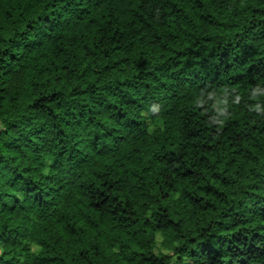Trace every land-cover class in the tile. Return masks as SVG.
I'll list each match as a JSON object with an SVG mask.
<instances>
[{"label": "trees", "instance_id": "16d2710c", "mask_svg": "<svg viewBox=\"0 0 264 264\" xmlns=\"http://www.w3.org/2000/svg\"><path fill=\"white\" fill-rule=\"evenodd\" d=\"M0 264H264V0H0Z\"/></svg>", "mask_w": 264, "mask_h": 264}, {"label": "rangeland", "instance_id": "374dc122", "mask_svg": "<svg viewBox=\"0 0 264 264\" xmlns=\"http://www.w3.org/2000/svg\"><path fill=\"white\" fill-rule=\"evenodd\" d=\"M156 242H157V244L159 245V243H160V237H159V236L156 237ZM31 249H32L34 252H37V251H38V248H37V247H34V246H32Z\"/></svg>", "mask_w": 264, "mask_h": 264}]
</instances>
